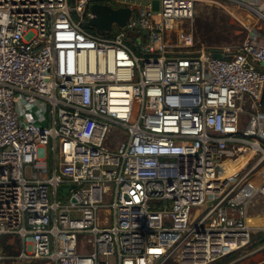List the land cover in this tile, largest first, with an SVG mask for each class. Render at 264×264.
<instances>
[{
	"label": "built area",
	"instance_id": "2783aa9c",
	"mask_svg": "<svg viewBox=\"0 0 264 264\" xmlns=\"http://www.w3.org/2000/svg\"><path fill=\"white\" fill-rule=\"evenodd\" d=\"M92 3L0 0V263L206 264L263 252L258 33L237 48L170 42L195 0H161L158 12L147 1L132 7L136 43L115 23L87 27ZM3 238L18 252H3Z\"/></svg>",
	"mask_w": 264,
	"mask_h": 264
},
{
	"label": "rangeland",
	"instance_id": "374dc122",
	"mask_svg": "<svg viewBox=\"0 0 264 264\" xmlns=\"http://www.w3.org/2000/svg\"><path fill=\"white\" fill-rule=\"evenodd\" d=\"M125 1V0H122ZM149 1V0H148ZM152 1V10L157 12L161 9V0H151ZM72 15L77 18V14L74 11ZM242 14H240L235 8L230 7L228 3H225L223 0H195V13L194 16L189 19H183L178 28L170 33H166L165 37L168 38L170 42L181 43L183 36H192L197 42V46L201 47L205 45L206 47H220V46H231L232 48H237L240 46L243 41L251 34L253 23L250 22L244 23L241 19ZM257 16V15H256ZM255 16V17H256ZM244 19L246 16H243ZM259 23L264 24V19L259 17L256 19V26ZM87 24V23H86ZM90 26L89 24H87ZM86 25V26H87ZM87 26V27H88ZM115 26H118L125 30L127 33L134 30V28L140 27L141 22L139 15L136 10H133V15L129 19L126 25H119L115 23ZM93 28V27H92ZM264 29V28H263ZM146 30H142V34H146ZM128 40L132 39L134 42L141 41L138 38V35H127ZM247 118L245 113L242 115V118ZM63 192V190H61ZM64 193V192H63ZM64 200L68 196H62ZM259 209L255 207L253 210L254 214H257ZM7 238L1 240V246H3V252H8L10 254H15L18 252L20 243L16 242L13 245H8ZM257 246V243L251 245V247ZM253 249H241L232 251L229 254H226L211 263L206 264H243L245 261H248V252H251ZM264 255V250H263ZM0 264H52L46 259H34L31 261H22L15 257H9L4 259V262ZM164 264H179L176 261L165 262ZM264 264V262L262 263Z\"/></svg>",
	"mask_w": 264,
	"mask_h": 264
},
{
	"label": "water",
	"instance_id": "95a60500",
	"mask_svg": "<svg viewBox=\"0 0 264 264\" xmlns=\"http://www.w3.org/2000/svg\"><path fill=\"white\" fill-rule=\"evenodd\" d=\"M91 10L93 15L88 19V23L101 33L112 30L114 23L126 25L133 15L132 6L125 1H120L116 5L95 1L91 4ZM213 55L219 58L224 57V54L216 49H213ZM64 188L67 190L68 186Z\"/></svg>",
	"mask_w": 264,
	"mask_h": 264
},
{
	"label": "crops",
	"instance_id": "0c3cea01",
	"mask_svg": "<svg viewBox=\"0 0 264 264\" xmlns=\"http://www.w3.org/2000/svg\"><path fill=\"white\" fill-rule=\"evenodd\" d=\"M126 3L132 7L135 8V6H138L141 3H145L148 0H141L140 2H133L130 0H125ZM151 3L152 1L149 0ZM225 3H228L230 7L235 8L240 14H242L241 19L243 22L250 24L253 23L254 29H252L251 32L258 33V37L260 41L264 42V24L259 23L257 27L256 26V19H259L261 17V12L264 11V0H223ZM158 12V11H157ZM257 15V16H256ZM243 16H246V20ZM256 16V17H255ZM249 258L248 261H245L243 264H262L264 262L263 258L264 255L262 252L256 251V252H248L247 253Z\"/></svg>",
	"mask_w": 264,
	"mask_h": 264
},
{
	"label": "trees",
	"instance_id": "16d2710c",
	"mask_svg": "<svg viewBox=\"0 0 264 264\" xmlns=\"http://www.w3.org/2000/svg\"><path fill=\"white\" fill-rule=\"evenodd\" d=\"M95 1H106V0H93V2H95ZM87 24H89V23H87ZM86 24V25H87ZM90 25V24H89ZM88 26V25H87ZM88 27H90V28H92V26H88ZM92 29H94V28H92ZM139 33V31L138 30H133V31H131V32H129V33H126V36L127 35H131V36H133V35H137Z\"/></svg>",
	"mask_w": 264,
	"mask_h": 264
},
{
	"label": "bare ground",
	"instance_id": "6f19581e",
	"mask_svg": "<svg viewBox=\"0 0 264 264\" xmlns=\"http://www.w3.org/2000/svg\"><path fill=\"white\" fill-rule=\"evenodd\" d=\"M130 1H133V2H140L141 0H130Z\"/></svg>",
	"mask_w": 264,
	"mask_h": 264
},
{
	"label": "flooded vegetation",
	"instance_id": "af4514ba",
	"mask_svg": "<svg viewBox=\"0 0 264 264\" xmlns=\"http://www.w3.org/2000/svg\"><path fill=\"white\" fill-rule=\"evenodd\" d=\"M91 26V25H90ZM94 28V27H93Z\"/></svg>",
	"mask_w": 264,
	"mask_h": 264
}]
</instances>
